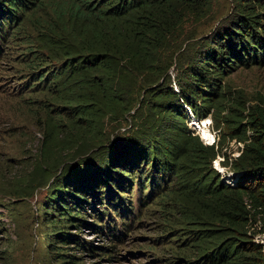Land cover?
Returning a JSON list of instances; mask_svg holds the SVG:
<instances>
[{"label":"trees","instance_id":"16d2710c","mask_svg":"<svg viewBox=\"0 0 264 264\" xmlns=\"http://www.w3.org/2000/svg\"><path fill=\"white\" fill-rule=\"evenodd\" d=\"M230 2L227 19L186 60L183 28L206 18L212 0H0V45L9 49L18 40L12 70L25 76L28 91L51 95L38 122L39 165L26 187L49 180L44 205L56 216L46 222L52 228L46 245L61 264H78L74 255L57 252L64 249L111 260L115 244L133 230L132 199L115 190L135 189L138 206L146 208L162 181L175 192L169 206L199 264H264V245L249 228L264 220V102L244 113L245 102L228 98L225 82L240 67L264 66V0ZM173 61L177 90L168 88ZM228 106L222 122L239 132L243 147L230 163L220 161L231 172L224 178L213 168L224 156L222 134L205 144L188 124L208 117L216 124ZM127 117L131 124L121 126ZM103 186L118 221L107 208H95ZM85 206L96 212L94 224H86ZM86 226L110 245L86 247L68 231Z\"/></svg>","mask_w":264,"mask_h":264},{"label":"rangeland","instance_id":"374dc122","mask_svg":"<svg viewBox=\"0 0 264 264\" xmlns=\"http://www.w3.org/2000/svg\"><path fill=\"white\" fill-rule=\"evenodd\" d=\"M230 10V0H212L211 13L206 18L199 23L185 24L182 45L184 41H190L185 46L186 60L193 57L191 49L195 48L197 42L209 36L221 20L227 19ZM38 12L40 13L37 11L35 14ZM27 25L29 26V20L25 19L24 26ZM16 43L18 40H13L9 49L4 48V44L0 45V264H61L62 260L57 261V254L48 253L46 245L45 235L52 230L46 227V222L56 216L49 205H44L48 196L46 184L49 180L31 189L26 187L29 174L34 166L39 165L35 163L42 140L38 122L44 117L43 106L48 103L51 95L41 88L28 91L30 84L25 83V76L19 75L18 70H12L9 57L15 56L19 51L12 49ZM6 53L7 55H3ZM173 63L175 65L167 72L168 88L177 90L175 80L178 65L176 61ZM225 82L228 87L227 97H241L245 102L244 113H247L251 106L264 102V66L240 67L233 71ZM230 101L231 99L228 103ZM226 108L220 122L216 124L212 123L210 117L205 120L210 119L211 124H205L200 129L190 125L191 123L188 124L191 132L200 136L205 144H212L218 140L219 132L222 134L221 153L224 156L216 158L213 168L224 178L231 176V172L229 167H224L220 161L224 158L225 162L230 163L243 147L237 139L240 137L239 132L232 131L230 124L222 122L230 112L229 106ZM130 124L131 119L127 117L121 126L127 127ZM146 167L142 166L144 177L148 170ZM124 173L127 177L130 176L129 172ZM159 187L151 200L152 204L140 208L136 201L135 189L126 193L125 190H115L113 186L120 198L122 196L127 199L130 196L132 199V210L127 215V221L133 222V230L122 239L121 244H115L114 253L110 254L113 256L111 260H101L99 256L86 250L80 251L79 248L57 252L74 255L78 258L75 261L78 264H174L172 262L176 261L175 258H183L184 264H199V254L195 253V249H186L190 245L189 239L181 240L186 234L180 229L179 216L170 209L169 202L175 192L170 193L168 183L164 181ZM23 189L27 192H23ZM101 191L102 199L95 204L96 210L105 212L102 207L107 208L115 221L120 220L119 217H114L103 200L105 186ZM142 194L147 196L148 192L142 190ZM87 199L89 203L92 202L90 196ZM115 201L118 202V199ZM85 212L86 224H94L96 212L89 206H85ZM249 228L254 240L264 245L263 218L253 221ZM68 231L76 235L81 242H85L86 247L89 243L94 247L110 245L105 237L91 227H81L78 230L70 228ZM187 242L188 245L185 246ZM95 253L101 254L102 251L97 249Z\"/></svg>","mask_w":264,"mask_h":264},{"label":"clouds","instance_id":"9594fccd","mask_svg":"<svg viewBox=\"0 0 264 264\" xmlns=\"http://www.w3.org/2000/svg\"><path fill=\"white\" fill-rule=\"evenodd\" d=\"M209 123H211V121H210V119H209V121H208Z\"/></svg>","mask_w":264,"mask_h":264},{"label":"bare ground","instance_id":"6f19581e","mask_svg":"<svg viewBox=\"0 0 264 264\" xmlns=\"http://www.w3.org/2000/svg\"><path fill=\"white\" fill-rule=\"evenodd\" d=\"M204 120V119H203Z\"/></svg>","mask_w":264,"mask_h":264}]
</instances>
